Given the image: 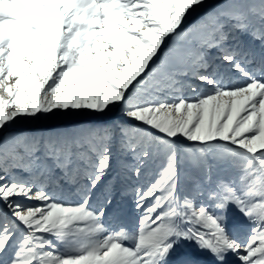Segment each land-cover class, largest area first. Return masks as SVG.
Masks as SVG:
<instances>
[{"label":"snow or ice","instance_id":"snow-or-ice-1","mask_svg":"<svg viewBox=\"0 0 264 264\" xmlns=\"http://www.w3.org/2000/svg\"><path fill=\"white\" fill-rule=\"evenodd\" d=\"M0 264H264V0H0Z\"/></svg>","mask_w":264,"mask_h":264}]
</instances>
